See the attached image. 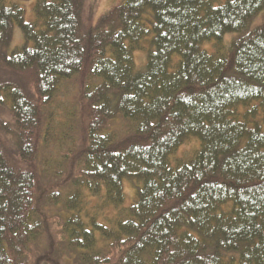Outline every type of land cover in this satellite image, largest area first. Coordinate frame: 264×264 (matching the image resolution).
<instances>
[{"label": "trees", "instance_id": "obj_1", "mask_svg": "<svg viewBox=\"0 0 264 264\" xmlns=\"http://www.w3.org/2000/svg\"><path fill=\"white\" fill-rule=\"evenodd\" d=\"M215 2L0 0V264H264V0Z\"/></svg>", "mask_w": 264, "mask_h": 264}, {"label": "rangeland", "instance_id": "obj_2", "mask_svg": "<svg viewBox=\"0 0 264 264\" xmlns=\"http://www.w3.org/2000/svg\"><path fill=\"white\" fill-rule=\"evenodd\" d=\"M9 4L15 3L19 5L21 8L25 10L26 20L29 22H34L36 20L35 15V4L36 0H7ZM123 0H86L85 6V22L86 23H97L100 18H102L108 11L112 10L115 6L122 3ZM216 4H220L225 0H215ZM258 25H264V11L257 16V18L253 21L251 27H256ZM25 42L24 36L18 27L15 28V34L11 45L5 50L7 54H10L16 47H20ZM145 47H149V43H145ZM210 48V46H209ZM135 62L137 64V68L141 70V67L145 69L146 60H147V50H140L135 52L134 54ZM5 82H14V83H21L25 85V79L21 78L19 75L8 71L4 66L0 65V84ZM78 88L77 83L75 82H68L65 83L61 89L59 94L58 102L59 107L56 109V117L58 119H63L66 121L67 119V112L69 108H71L74 104V98L77 94ZM4 113L6 114L7 111L5 109ZM61 121V120H60ZM194 140L187 141L183 147L179 149L177 154L171 157L172 163L176 161L175 159H185L188 160L190 157L193 156L194 151L199 147L200 142L198 139L193 138ZM124 190L126 195V203L125 206L130 205L134 201L135 197V190L131 185L130 180H125L124 182ZM97 200H93L88 204V209H92L93 206L96 205ZM95 210V208H94ZM112 213V212H111ZM107 215H111L109 213L103 214L104 217ZM101 222L107 223V220L101 219Z\"/></svg>", "mask_w": 264, "mask_h": 264}]
</instances>
